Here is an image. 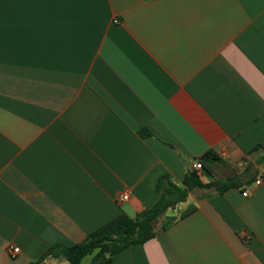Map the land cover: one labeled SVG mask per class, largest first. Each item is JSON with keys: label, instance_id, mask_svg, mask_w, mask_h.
I'll list each match as a JSON object with an SVG mask.
<instances>
[{"label": "crops", "instance_id": "0c3cea01", "mask_svg": "<svg viewBox=\"0 0 264 264\" xmlns=\"http://www.w3.org/2000/svg\"><path fill=\"white\" fill-rule=\"evenodd\" d=\"M263 142L264 0H0V264L80 244L194 171L237 185L194 190L110 264H264Z\"/></svg>", "mask_w": 264, "mask_h": 264}, {"label": "trees", "instance_id": "16d2710c", "mask_svg": "<svg viewBox=\"0 0 264 264\" xmlns=\"http://www.w3.org/2000/svg\"><path fill=\"white\" fill-rule=\"evenodd\" d=\"M144 135L148 132L144 131ZM264 150V142L258 144L252 153ZM202 164L204 170L212 174L207 165H223L225 162L215 153L209 152L197 160ZM236 183L214 181L204 184L197 172L186 175L182 185L172 182L170 176H162L158 182L157 190L160 200L151 208L144 210L132 218L125 214L102 226L80 244L73 246L55 245L47 251L40 260L31 264H43L47 257L58 261H66L67 264H82L87 257L91 258L90 264H110L114 257L122 251L133 246H141L154 239L160 232L164 231L170 222L163 218L169 210H176L178 205L185 203L194 190H211L223 194ZM195 207H189L181 213L184 219L195 211ZM158 224H161L158 227Z\"/></svg>", "mask_w": 264, "mask_h": 264}, {"label": "built area", "instance_id": "2783aa9c", "mask_svg": "<svg viewBox=\"0 0 264 264\" xmlns=\"http://www.w3.org/2000/svg\"><path fill=\"white\" fill-rule=\"evenodd\" d=\"M194 168H195V170H197V171H201V170L203 169L202 164L199 163V162H196V163L194 164ZM261 183H262V178H258V179L256 180V182H255L256 185H260ZM130 196H131V194H130L129 191L123 193V194L119 197V199H118L119 203H120V204H123L124 202L128 201V200L130 199ZM244 196H248V192L244 193ZM20 253H21V250H20L19 247H16V246H9V247H8V254H9V256H10L11 258H13V259L17 258V256H18Z\"/></svg>", "mask_w": 264, "mask_h": 264}, {"label": "water", "instance_id": "95a60500", "mask_svg": "<svg viewBox=\"0 0 264 264\" xmlns=\"http://www.w3.org/2000/svg\"><path fill=\"white\" fill-rule=\"evenodd\" d=\"M178 219L176 212L173 210H169L166 214V216L164 217L165 221H170V222H174Z\"/></svg>", "mask_w": 264, "mask_h": 264}, {"label": "rangeland", "instance_id": "374dc122", "mask_svg": "<svg viewBox=\"0 0 264 264\" xmlns=\"http://www.w3.org/2000/svg\"><path fill=\"white\" fill-rule=\"evenodd\" d=\"M90 262H91V258L90 257H87L86 259H84V261H83L82 264H90ZM56 264H61V263H56Z\"/></svg>", "mask_w": 264, "mask_h": 264}]
</instances>
